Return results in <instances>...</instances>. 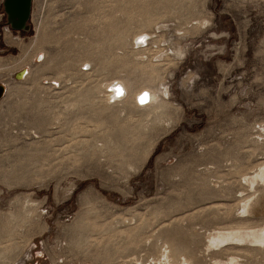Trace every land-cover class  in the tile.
I'll list each match as a JSON object with an SVG mask.
<instances>
[{
    "label": "rangeland",
    "instance_id": "obj_1",
    "mask_svg": "<svg viewBox=\"0 0 264 264\" xmlns=\"http://www.w3.org/2000/svg\"><path fill=\"white\" fill-rule=\"evenodd\" d=\"M2 2L0 264H264V0Z\"/></svg>",
    "mask_w": 264,
    "mask_h": 264
},
{
    "label": "bare ground",
    "instance_id": "obj_2",
    "mask_svg": "<svg viewBox=\"0 0 264 264\" xmlns=\"http://www.w3.org/2000/svg\"><path fill=\"white\" fill-rule=\"evenodd\" d=\"M34 57H37V54H35ZM23 68L20 69L22 72L19 71L20 72L19 77L16 79L23 80L29 74L28 72L25 75L26 70L25 69L23 70ZM153 80L154 79L151 78L150 75L144 77L142 80L130 78L129 76L113 79L111 80V82L107 84V86L110 87V90L105 93L104 95L105 97L103 101L108 106L122 105L125 103L126 106L128 105V107H131L133 110H140L142 112L143 111L147 112L152 109H156L157 107L162 108L161 106L164 105V102L162 100L159 101L160 92L158 91L157 88H155V84L153 83ZM126 91H128L130 94L129 98L127 97V95L124 94ZM142 98H143V102H141ZM256 178H264V165L260 167L259 170L254 175L249 177V180L252 181ZM252 231L253 230H251V232ZM256 234L259 236V238L262 239L264 238V232L262 230L260 231L258 230ZM235 237H240L239 231H233V230L218 231L211 236V241L212 243H218L226 239H231V238L235 239Z\"/></svg>",
    "mask_w": 264,
    "mask_h": 264
},
{
    "label": "water",
    "instance_id": "obj_3",
    "mask_svg": "<svg viewBox=\"0 0 264 264\" xmlns=\"http://www.w3.org/2000/svg\"><path fill=\"white\" fill-rule=\"evenodd\" d=\"M32 0H3V8L7 22L14 30H25L31 14ZM22 72V71H21ZM19 73L15 77H19ZM3 87L0 86V97L3 94Z\"/></svg>",
    "mask_w": 264,
    "mask_h": 264
},
{
    "label": "built area",
    "instance_id": "obj_4",
    "mask_svg": "<svg viewBox=\"0 0 264 264\" xmlns=\"http://www.w3.org/2000/svg\"><path fill=\"white\" fill-rule=\"evenodd\" d=\"M41 60H42V56L39 55V56L37 57V62H39V61H41Z\"/></svg>",
    "mask_w": 264,
    "mask_h": 264
},
{
    "label": "snow or ice",
    "instance_id": "obj_5",
    "mask_svg": "<svg viewBox=\"0 0 264 264\" xmlns=\"http://www.w3.org/2000/svg\"><path fill=\"white\" fill-rule=\"evenodd\" d=\"M146 95V94H145ZM141 102H143V98H142V101Z\"/></svg>",
    "mask_w": 264,
    "mask_h": 264
}]
</instances>
